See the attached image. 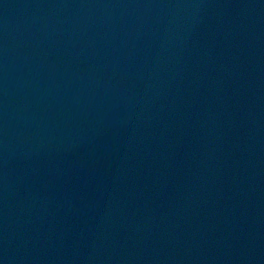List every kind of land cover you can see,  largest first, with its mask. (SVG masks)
Wrapping results in <instances>:
<instances>
[{
	"label": "water",
	"instance_id": "obj_1",
	"mask_svg": "<svg viewBox=\"0 0 264 264\" xmlns=\"http://www.w3.org/2000/svg\"><path fill=\"white\" fill-rule=\"evenodd\" d=\"M0 264H264V0H0Z\"/></svg>",
	"mask_w": 264,
	"mask_h": 264
}]
</instances>
